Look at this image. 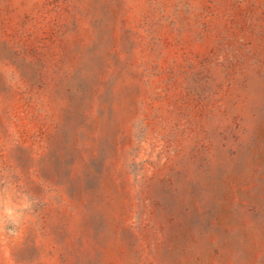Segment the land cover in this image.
<instances>
[{"label":"rangeland","instance_id":"1","mask_svg":"<svg viewBox=\"0 0 264 264\" xmlns=\"http://www.w3.org/2000/svg\"><path fill=\"white\" fill-rule=\"evenodd\" d=\"M0 182V264H264V0H0Z\"/></svg>","mask_w":264,"mask_h":264},{"label":"clouds","instance_id":"2","mask_svg":"<svg viewBox=\"0 0 264 264\" xmlns=\"http://www.w3.org/2000/svg\"><path fill=\"white\" fill-rule=\"evenodd\" d=\"M0 183V234L12 233L35 211L37 201L27 193H18L10 183Z\"/></svg>","mask_w":264,"mask_h":264}]
</instances>
